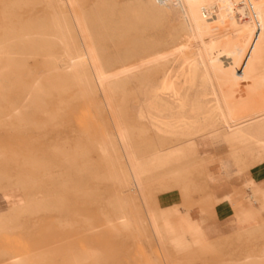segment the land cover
<instances>
[{"label":"rangeland","instance_id":"rangeland-1","mask_svg":"<svg viewBox=\"0 0 264 264\" xmlns=\"http://www.w3.org/2000/svg\"><path fill=\"white\" fill-rule=\"evenodd\" d=\"M94 9L103 27L95 41L112 78L86 87L46 59L61 53L58 42L46 41L47 27L53 11L68 19ZM146 10L132 11L127 0H0L1 51L11 53L0 57V211L11 221L0 225V264H180L145 224L150 202L123 178L122 158L98 149L122 125L110 94L131 80L116 76L127 70L141 84L151 77L152 87L191 55L189 48L156 49L177 21H151ZM245 151L251 165L264 161L244 148L237 167ZM25 199L31 204L12 209Z\"/></svg>","mask_w":264,"mask_h":264},{"label":"bare ground","instance_id":"bare-ground-1","mask_svg":"<svg viewBox=\"0 0 264 264\" xmlns=\"http://www.w3.org/2000/svg\"><path fill=\"white\" fill-rule=\"evenodd\" d=\"M69 1L55 0L61 6ZM127 4L132 11L140 6L147 9L151 21L176 19L177 24L168 40L156 49L189 48L191 51L190 56L177 64L183 70L179 72L182 78L179 73L164 75L163 88L154 91L152 97L151 90L146 91L144 102L137 105L138 117L148 120L155 132L164 138L173 134L174 141H182L167 151L158 148L154 158L156 154L164 156V152L179 154L188 143L201 136L198 142L202 141L204 145L213 139L215 144L227 147L231 153H239L250 146L255 157L264 158V0H127ZM89 17L98 24L96 28L91 25ZM89 17L77 13L67 19L65 14L53 11L47 27L51 31L50 40H46L56 41L61 47L58 56L48 54L46 59L63 69L72 70L73 80L86 87L111 77L95 41L96 35L103 30L101 10H92ZM5 49V44L0 42V57L11 54L2 53L1 50ZM125 61L119 59L117 64L125 67ZM122 75L116 77L130 80V74ZM196 79L203 82L198 90L202 96L205 99L213 97V103L211 100L209 104L196 106L198 113L203 114L197 128L189 122L190 119L183 117L186 108L183 104L172 111L181 114L176 121H158L154 112H162V105L157 97L171 93L173 98H179L181 90L176 85L186 87ZM213 84L219 88L212 87ZM211 113L214 114L213 120ZM117 130L118 138L114 135L111 139L100 140L98 149L108 158L120 156L124 163L126 161L127 171L122 176L130 180L134 190L137 174L132 161L134 153L126 143L128 129L121 125ZM161 163L164 164L163 159ZM31 201L22 200L12 209L19 210ZM10 224L6 211H0V225ZM153 227L156 233L160 232L154 222Z\"/></svg>","mask_w":264,"mask_h":264},{"label":"crops","instance_id":"crops-1","mask_svg":"<svg viewBox=\"0 0 264 264\" xmlns=\"http://www.w3.org/2000/svg\"><path fill=\"white\" fill-rule=\"evenodd\" d=\"M178 67L166 70L152 87L151 77L146 76L141 84V79L132 80L131 76L130 82L117 85L110 94L116 119L128 129L126 143L134 153V191L139 200L150 202L144 206L145 224L157 242L153 222L160 229L159 241L171 250V263L264 264V161L251 165L245 151L244 161L237 167L240 152H228L213 139L204 145L198 142L202 136H195L196 143H188L179 154L164 152L163 158L158 154L154 158L158 148L167 151L182 141H174L173 134L164 138L155 132L148 120L138 117L137 104L144 102L146 91L151 90L152 97L163 88L164 75L183 72ZM201 83L198 79L186 87L178 83L176 88L181 91L176 99L171 93L157 97L162 105V112H154L157 120L176 121L181 114L172 111L183 104V117L197 128L203 114L196 106L213 103V97L205 99L198 91ZM212 87L219 88L217 84ZM99 97L109 111L103 94ZM114 135L118 138L117 129ZM118 145L122 147L120 142Z\"/></svg>","mask_w":264,"mask_h":264}]
</instances>
